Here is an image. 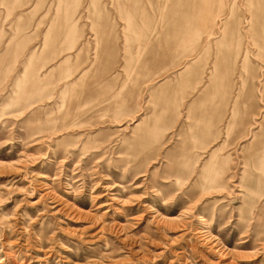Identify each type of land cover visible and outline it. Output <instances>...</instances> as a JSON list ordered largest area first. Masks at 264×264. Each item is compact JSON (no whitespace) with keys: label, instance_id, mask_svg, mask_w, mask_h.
<instances>
[{"label":"rangeland","instance_id":"374dc122","mask_svg":"<svg viewBox=\"0 0 264 264\" xmlns=\"http://www.w3.org/2000/svg\"><path fill=\"white\" fill-rule=\"evenodd\" d=\"M246 3L0 0V264H264Z\"/></svg>","mask_w":264,"mask_h":264},{"label":"bare ground","instance_id":"6f19581e","mask_svg":"<svg viewBox=\"0 0 264 264\" xmlns=\"http://www.w3.org/2000/svg\"><path fill=\"white\" fill-rule=\"evenodd\" d=\"M259 1L261 2L260 4H259ZM257 0V3H256V5L255 6H252L251 5V2L249 1V0H247V3H246V5H247V8H246V12H247V17H244V20L246 19L247 21H244L245 23H252L251 25H247L246 27H247V32H248V34H251V41L252 42H254V46H255V48H256V53H255V57H257V59H258V62H259V69H260V72H259V75L257 76V78H259L258 79V81L257 82H259V84L258 85H256V87H254V89L255 90H259L260 92H261V96L260 97H264V0ZM184 6L185 5H182V7H183V9L182 10H184ZM233 7V6H232ZM233 9V8H232ZM209 11V14H208V17H209V19L208 18H206V20L208 21V24H209V22H211V21H214V19H212V18H214V17H217V16H222L223 14L220 12L221 11V8H219L218 10H217V8H215L214 9V11H212V10H208ZM232 11V10H231ZM256 13V14H253V13ZM249 19V20H248ZM233 22V21H232ZM243 22V23H244ZM240 25V24H239ZM211 27L209 28V26H208V31L207 32H204V33H206L207 35H212V28L214 27V25L213 24H211L210 25ZM243 29V28H242ZM225 30V29H224ZM224 30H222V34H221V41H220V43H223V42H226L228 39H227V37H226V35H224V33H225V31ZM235 31H237V29L235 30ZM198 32H199V35H196V36H198V39H197V37L195 36V35H193V33H192V36H194L193 37V43H186V44H184V43H182L181 44V42H175V41H173V44H171L174 48H169V47H167L166 49H169V51L170 50H172V51H174L172 54H174L173 55V57H177V59L178 58H180V59H186V58H189V57H191L192 55H194L195 53H197V51L199 50V48H198V43H199V41L201 40V37H202V32L200 31V30H198ZM227 32H229L228 30L226 31V33ZM183 34H184V32H182L181 33V36L183 37ZM214 34V33H213ZM240 34V33H239ZM204 35V34H203ZM237 35H238V32H237ZM253 35V36H252ZM250 36V35H249ZM255 39H254V38ZM203 38V37H202ZM228 38H231V37H228ZM196 39L198 40V42L196 41ZM243 43V42H242ZM189 44V45H188ZM234 44V43H233ZM236 44V43H235ZM192 46H193V50H192ZM239 46V45H238ZM210 47V46H209ZM231 47V46H230ZM240 47V46H239ZM198 48V49H197ZM202 48V47H201ZM73 49V48H72ZM229 50V49H228ZM230 51V50H229ZM233 52L234 51H232V48H231V53H227V52H225L224 54V56H225V58H229V57H234L235 55L233 54ZM199 53V52H198ZM236 53V52H235ZM247 53H248V50H246V51H244L243 53H242V63L244 62V63H246L247 62V59H248V56H247ZM250 53V52H249ZM237 54H239V53H237ZM220 55V54H219ZM167 56H169V55H167ZM240 56V57H241ZM172 57V56H171ZM194 58V57H193ZM216 58H218V56L216 57ZM219 60H220V58L217 60L218 62H219ZM246 61V62H245ZM234 63L235 62H231V65H230V68H233V65H234ZM152 64V63H151ZM216 64H217V62H216ZM142 65V64H141ZM179 65V64H178ZM240 65V64H239ZM253 66V65H252ZM253 67H255V66H253ZM188 68V67H187ZM226 68H227V66H226ZM248 68V67H247ZM250 68V67H249ZM154 69V66L153 65H151V68H150V71L151 70H153ZM257 69H258V67H257ZM258 69V70H259ZM241 70V69H240ZM257 70V71H258ZM228 71V70H227ZM227 71H225V73L227 72ZM230 72V71H229ZM228 72V73H229ZM257 73V72H256ZM256 75V74H255ZM249 77V76H248ZM250 79V78H249ZM250 81V80H249ZM253 83V82H252ZM250 85V84H249ZM246 87V86H245ZM254 90V91H255ZM251 94V93H250ZM246 96V95H245ZM254 96H256V94L254 93ZM259 97V98H260ZM254 97L252 96V94L249 96V103H251V105H252V103H253V99ZM257 100V99H256ZM261 100V99H260ZM253 106V105H252ZM254 107V106H253ZM260 109L262 108V107H259ZM257 110V109H256ZM249 112V111H248ZM256 114L255 115H260V114H258L257 112H255ZM257 116V117H258ZM250 119V118H249ZM257 119V118H256ZM255 123V122H254ZM257 124H258V130L256 131V132H253L252 134H251V136L248 138L249 140H250V142L248 143V144H246L245 146H241L237 151H240V152H246V153H248L247 154V156H251V158H250V162L253 164V167H254V169H261L262 171H264V159L262 158H259L258 156L260 155V153L262 152V154L264 155V139L262 140H260L259 141V143H253V141H256V139L258 140V138L260 137V135H261V131L263 132L264 131V115L256 122ZM247 133V132H246ZM247 135V134H246ZM246 137V136H245ZM219 154H218V150H216V152L215 151H213V152H211V153H209L208 154V157H207V162L204 164V166L205 167H208V170H210L211 171V169H212V167H210L209 165L210 164H213L214 165V167H213V169H214V172L212 173V174H210V178H212V176H214V177H216V178H214L216 181H218V185H217V189H226V186H225V184H226V182H228V181H226L225 182V184H223V179H222V177H223V175L222 174H220V173H222L221 171H223L224 170V168H226V165H227V163L230 161V156H227V157H225V158H223L222 156H220L219 158H218V160L217 159H215L216 158V156H218ZM253 155V156H252ZM201 156V155H200ZM189 158V157H188ZM187 157L185 158L186 159V162H188L189 163V161L188 160H190V159H188ZM199 158V157H198ZM191 161V160H190ZM184 162H185V160H184ZM185 164V163H184ZM183 164V165H184ZM187 166H188V164H186ZM242 165H243V175L241 176V178H240V181H241V179H245V176H244V174H246V172L248 171V160H247V158H242ZM185 166V165H184ZM228 166V165H227ZM225 171V170H224ZM223 171V172H224ZM228 171V170H227ZM220 172V173H219ZM251 172H253V171H251ZM179 173H180V171H179ZM182 173V172H181ZM209 173V172H208ZM226 174V173H225ZM247 175V174H246ZM203 176V175H202ZM201 176V177H202ZM209 176V175H208ZM219 176V177H218ZM178 177V176H177ZM219 178H221V179H219ZM219 179V180H218ZM228 180H229V178H228ZM197 182V181H196ZM211 182V181H210ZM197 187V186H196ZM192 188V187H191ZM195 188V187H194ZM244 199V198H243ZM247 211H248V209H247ZM253 212H254V210H253ZM250 213H252V211L250 212ZM253 214V213H252ZM202 221L204 222V220L202 219ZM98 261V260H97ZM113 263H115V262H113ZM112 264V263H111Z\"/></svg>","mask_w":264,"mask_h":264},{"label":"crops","instance_id":"0c3cea01","mask_svg":"<svg viewBox=\"0 0 264 264\" xmlns=\"http://www.w3.org/2000/svg\"><path fill=\"white\" fill-rule=\"evenodd\" d=\"M32 51H33V50H32ZM32 51H31V52H32ZM28 58H29V56H28ZM149 72H150V74H151V71H149ZM12 93H15V91L12 92ZM12 93H10V94L8 93V94H7L8 96L6 97V99H12V98H13V97H12V96H13ZM17 98H18V96L15 95V98H14V99H17Z\"/></svg>","mask_w":264,"mask_h":264}]
</instances>
